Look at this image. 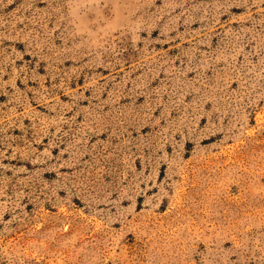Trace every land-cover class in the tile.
I'll return each mask as SVG.
<instances>
[{
  "label": "rangeland",
  "instance_id": "rangeland-1",
  "mask_svg": "<svg viewBox=\"0 0 264 264\" xmlns=\"http://www.w3.org/2000/svg\"><path fill=\"white\" fill-rule=\"evenodd\" d=\"M0 264H264V0H0Z\"/></svg>",
  "mask_w": 264,
  "mask_h": 264
}]
</instances>
